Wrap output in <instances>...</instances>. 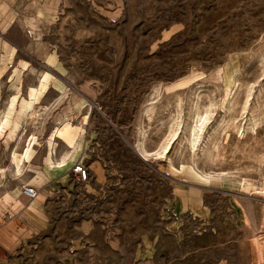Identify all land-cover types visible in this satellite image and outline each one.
Here are the masks:
<instances>
[{
    "label": "rangeland",
    "instance_id": "obj_1",
    "mask_svg": "<svg viewBox=\"0 0 264 264\" xmlns=\"http://www.w3.org/2000/svg\"><path fill=\"white\" fill-rule=\"evenodd\" d=\"M39 15L45 34L29 49L0 35V116L14 96L13 119L30 91H43L21 147L6 145L9 127L0 136V178L37 179L51 191L49 229L14 263L114 264L109 248L111 258L100 255L102 242L117 245L105 224L169 264H213L258 238L264 0H43ZM67 122L81 127L70 154L66 139L50 140ZM29 141L33 164L17 173L10 162ZM49 156L56 166L40 168ZM75 163L87 179L77 180ZM191 186L204 193L202 214L175 215L176 189Z\"/></svg>",
    "mask_w": 264,
    "mask_h": 264
},
{
    "label": "crops",
    "instance_id": "obj_2",
    "mask_svg": "<svg viewBox=\"0 0 264 264\" xmlns=\"http://www.w3.org/2000/svg\"><path fill=\"white\" fill-rule=\"evenodd\" d=\"M42 2L43 0H0V35L2 37L8 35L20 47L29 49L35 40L36 33H39L40 38L45 34L44 27L47 25V20L43 15H39ZM65 143L66 153L70 154L72 147L67 141ZM63 159H67V155ZM16 161L17 159L11 161L10 166L17 171L18 169H24L26 164L28 167L33 164L32 160L27 159L23 160L24 163L22 160ZM47 164V162L41 163L40 168H48L46 167ZM27 185L34 186L37 189L35 196L27 193L25 190ZM189 188L176 189L175 215L187 212L193 215L202 214L204 193L201 187L191 186ZM50 202V189L43 187L37 179L26 180V178L14 177L2 180L0 178V264H15V253L26 242L45 234L52 221ZM156 224L157 226H154L155 231L159 222L156 221ZM107 225H103L105 228L104 238L107 241L109 229H111L115 233L111 235L115 237L117 245L115 247L110 245L109 247V243L103 244L102 242L100 246L101 256L106 259L111 258L105 249L107 247L116 254L114 264H169L161 261L155 248L151 246L152 244H149L145 249L141 243H135L133 239L121 238L123 235L118 234L120 232L118 227L111 228ZM123 232L127 235V232ZM156 233L153 234L154 238ZM154 238L149 235L148 240L152 243ZM263 238L264 226L261 227L258 238L253 237V235L244 238L243 246L240 247L239 245L236 253L224 258L217 256L213 264H264ZM108 264L113 263L108 261Z\"/></svg>",
    "mask_w": 264,
    "mask_h": 264
},
{
    "label": "bare ground",
    "instance_id": "obj_3",
    "mask_svg": "<svg viewBox=\"0 0 264 264\" xmlns=\"http://www.w3.org/2000/svg\"><path fill=\"white\" fill-rule=\"evenodd\" d=\"M43 86H46V84L43 83ZM42 92L43 91H41V89H40V91L35 90V89L30 91V99H24L23 100L21 109L18 112L15 119L12 118V113L10 114V112H12L15 109L17 98H18L17 96H14V98H12V100L10 101V110L11 111L9 113H6L4 115L5 117L1 118V116H0V136L5 133V131L8 129V127L10 129L7 136H6V139H5L7 146H9L11 143L17 142L16 144H18L19 147H21L20 144H21L22 136H23V134H22L23 133L22 132L23 131V124L25 122H28L29 119H32L36 116L37 110H36L35 105L38 104V101L40 100V96H41ZM203 119H204V117L202 115L197 114L195 119H194L193 124L191 125L190 134H188L189 137H188L187 143L189 146V151L191 153H194V154L196 153L197 149H199L198 144H199V140H200V136H201V130L203 128V124H202ZM80 132H81V127L78 128L76 126H73L71 122H67L66 124H64V126L62 125V127H58L57 130L53 131L50 140H54V139L56 140V137H60L62 139H66L71 147H75L76 138L80 135ZM30 145H32L31 141H29L28 146H27V150H25V153L23 154V152H22L23 155L21 158L17 157L16 156L17 153H16L15 158L17 159V161H21L22 158L27 159V160L31 158L32 153L30 151V147H29ZM14 149H15V147H14ZM12 155H13V153H12ZM47 161H48V164L50 167L56 166L55 160L52 158V156H49L47 158ZM63 161L65 162V160H63ZM23 163H24V161H23ZM57 164H59V163H57ZM22 170L23 169H18L17 173L22 172Z\"/></svg>",
    "mask_w": 264,
    "mask_h": 264
},
{
    "label": "built area",
    "instance_id": "obj_4",
    "mask_svg": "<svg viewBox=\"0 0 264 264\" xmlns=\"http://www.w3.org/2000/svg\"><path fill=\"white\" fill-rule=\"evenodd\" d=\"M74 173L77 176V180L82 181L88 178L89 171L82 163H75L73 167ZM27 193L31 196H35L37 193V189L34 186L27 185L25 187Z\"/></svg>",
    "mask_w": 264,
    "mask_h": 264
}]
</instances>
